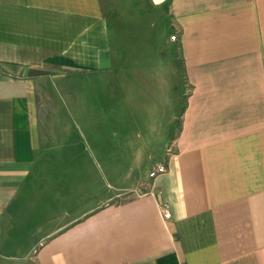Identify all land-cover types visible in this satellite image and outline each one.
<instances>
[{
  "label": "crops",
  "instance_id": "1",
  "mask_svg": "<svg viewBox=\"0 0 264 264\" xmlns=\"http://www.w3.org/2000/svg\"><path fill=\"white\" fill-rule=\"evenodd\" d=\"M146 1L182 69L177 132L147 173L40 229L24 186L49 79L112 87L125 69L103 0H0V264H264V0Z\"/></svg>",
  "mask_w": 264,
  "mask_h": 264
},
{
  "label": "rangeland",
  "instance_id": "2",
  "mask_svg": "<svg viewBox=\"0 0 264 264\" xmlns=\"http://www.w3.org/2000/svg\"><path fill=\"white\" fill-rule=\"evenodd\" d=\"M103 1L113 48L125 69L120 76L128 78H113L112 87L108 79L85 82L93 76L49 79V97L38 111L43 142L31 172L38 182L24 186L26 195L32 188L38 198L33 214L40 229L50 228L64 210L90 207L130 184L132 176L147 173L178 129L185 91L166 14L146 0ZM137 156L144 162L136 168Z\"/></svg>",
  "mask_w": 264,
  "mask_h": 264
},
{
  "label": "built area",
  "instance_id": "3",
  "mask_svg": "<svg viewBox=\"0 0 264 264\" xmlns=\"http://www.w3.org/2000/svg\"><path fill=\"white\" fill-rule=\"evenodd\" d=\"M172 40H175L176 38L174 36L171 37ZM167 170V167L165 164L158 165L153 171H151L148 175L150 179H155L158 175L165 173ZM170 216V213L168 211L164 212V217L168 218Z\"/></svg>",
  "mask_w": 264,
  "mask_h": 264
}]
</instances>
